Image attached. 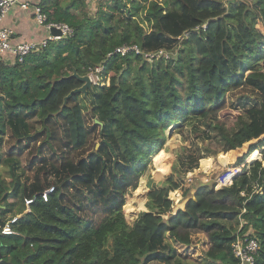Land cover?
Instances as JSON below:
<instances>
[{"label":"trees","instance_id":"1","mask_svg":"<svg viewBox=\"0 0 264 264\" xmlns=\"http://www.w3.org/2000/svg\"><path fill=\"white\" fill-rule=\"evenodd\" d=\"M36 1L74 32L0 63V264H240L233 244L245 232L264 264V0H103L95 11L86 0ZM126 44L169 57H108ZM206 57L218 86L203 78ZM98 66L110 84L68 98L83 85L73 74ZM225 106L238 114L226 118ZM172 126L187 143L177 175L252 141L241 162L263 157L129 229L127 196Z\"/></svg>","mask_w":264,"mask_h":264},{"label":"rangeland","instance_id":"2","mask_svg":"<svg viewBox=\"0 0 264 264\" xmlns=\"http://www.w3.org/2000/svg\"><path fill=\"white\" fill-rule=\"evenodd\" d=\"M200 51L205 52L203 46H201ZM260 66L264 68V61H261ZM213 68V60L211 57H206L202 65V74L208 86L209 84L219 85L216 77L212 75ZM262 71L264 72V70ZM220 113L226 118H232L238 114L237 111L227 106ZM175 127L172 126L168 130L164 149L152 156L138 188L131 191L127 196V202L123 207V215L124 223L129 229L141 231L139 228L143 222L141 218H144L146 214L152 217L162 214L167 218L169 213H175L178 209L184 207L186 201L193 196L198 186L221 188L225 183L223 181L228 182L232 179L235 173L240 172L239 169L242 170L246 161H254L263 157V154L258 151L247 157L244 163L241 162L248 153L250 146L257 142L252 141L237 150L219 151L218 154L209 156L208 158L213 161L209 169H204L200 161L199 169L188 173L186 176L177 175L174 173L173 166L177 163L178 156L187 143L183 142L182 135L175 132ZM189 178H192L193 181L190 185H187ZM177 184L184 185V188L175 190ZM143 231H145V228H143ZM201 243L202 240L199 241L197 248L200 247ZM106 248L113 251V240H110Z\"/></svg>","mask_w":264,"mask_h":264},{"label":"built area","instance_id":"3","mask_svg":"<svg viewBox=\"0 0 264 264\" xmlns=\"http://www.w3.org/2000/svg\"><path fill=\"white\" fill-rule=\"evenodd\" d=\"M101 1L103 0H86V3L89 10L95 11ZM245 1L251 4L254 2V0ZM15 6H20L23 9L32 10L34 19L37 24L43 26L48 31V35L46 36V38L42 39L39 42L31 41L17 44H14L12 42L14 30L12 28L4 27L2 23L6 19L10 10ZM203 28L205 29L206 26H204ZM52 29L58 30L60 32V35H53L51 33ZM73 32L74 29L65 22L49 21L48 14L43 10L42 6L36 0L34 2H32L31 0H0V63L4 60L7 61L8 65L23 63L25 58L29 54L43 49L49 41L61 40L63 38L71 36ZM129 54L142 56L143 59L149 60L150 62L161 57H169V54L164 50L145 52L137 44H126L118 47L114 50V52L110 53L108 57H111L113 55L125 57ZM102 73L103 67L98 66L87 74L91 80L92 85L110 84L109 76L105 77L104 79L102 77ZM239 171L241 170L239 169ZM192 181V178H189L187 180V185H190ZM232 182L233 180L230 179L223 185L227 186L232 184ZM183 188L184 185H182L179 189L182 190ZM46 197L47 193L44 194L45 199ZM25 204L27 207V210L25 211L26 213L30 211L32 200H26ZM17 218L18 217H14L7 221V224L2 231L3 234L8 235L14 233L12 224L16 222ZM259 246V240L257 239V237L250 232H245V234L239 236L233 244V253L240 259V264H256V254L258 252Z\"/></svg>","mask_w":264,"mask_h":264},{"label":"crops","instance_id":"4","mask_svg":"<svg viewBox=\"0 0 264 264\" xmlns=\"http://www.w3.org/2000/svg\"><path fill=\"white\" fill-rule=\"evenodd\" d=\"M31 1L34 2L35 0ZM2 25L14 30L12 36L14 44L31 41L39 42L48 35V31L35 21L32 10L23 9L20 6H15L10 10ZM2 63L8 65L5 60Z\"/></svg>","mask_w":264,"mask_h":264},{"label":"water","instance_id":"5","mask_svg":"<svg viewBox=\"0 0 264 264\" xmlns=\"http://www.w3.org/2000/svg\"><path fill=\"white\" fill-rule=\"evenodd\" d=\"M51 33L53 35H60V32L56 29H52ZM73 76L78 78V80L81 81L83 85L80 88L73 90L71 94L68 96V98L75 93H83L85 96H87L88 90L92 88V83L89 76L88 75L79 76L76 72L73 74Z\"/></svg>","mask_w":264,"mask_h":264},{"label":"bare ground","instance_id":"6","mask_svg":"<svg viewBox=\"0 0 264 264\" xmlns=\"http://www.w3.org/2000/svg\"><path fill=\"white\" fill-rule=\"evenodd\" d=\"M212 164H213V161H212V159H210V158H206V159H203V160H201V166L204 168V169H209V168H211V166H212ZM204 172V171H203ZM226 183V182H225ZM144 192V191H143ZM142 192V193H143Z\"/></svg>","mask_w":264,"mask_h":264},{"label":"clouds","instance_id":"7","mask_svg":"<svg viewBox=\"0 0 264 264\" xmlns=\"http://www.w3.org/2000/svg\"><path fill=\"white\" fill-rule=\"evenodd\" d=\"M240 172H241V171H240ZM240 172H237L236 174H238V173H240ZM236 174H235V175H236ZM235 175L232 176V180H233V177H234Z\"/></svg>","mask_w":264,"mask_h":264}]
</instances>
